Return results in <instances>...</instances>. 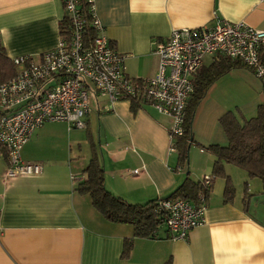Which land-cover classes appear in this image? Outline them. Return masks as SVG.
I'll use <instances>...</instances> for the list:
<instances>
[{"label": "crops", "instance_id": "1", "mask_svg": "<svg viewBox=\"0 0 264 264\" xmlns=\"http://www.w3.org/2000/svg\"><path fill=\"white\" fill-rule=\"evenodd\" d=\"M94 14L111 47L123 57L129 79L157 73L154 41L173 30L242 22L264 32V0H92ZM66 19L62 0H0V43L11 60H34L54 49ZM264 56V43L259 49ZM217 58H205L193 81L202 80ZM84 129L46 123L22 147L23 162L38 165L32 177L5 179L0 153V264H264V194L258 179L231 165L225 173L234 198L225 203L224 180L213 179L204 200V224L184 240L163 226L155 238H136L133 227L107 221L90 198L74 190L92 157L103 168L104 186L129 204L167 198L188 177L211 175L214 157L206 147L225 146L219 119L233 112L244 119L264 105V87L237 66L209 85L195 108L187 162L169 152L172 121L145 102L121 98L110 107L91 96ZM135 105V107H134ZM137 170V173L133 171ZM131 239L128 255H122Z\"/></svg>", "mask_w": 264, "mask_h": 264}, {"label": "built area", "instance_id": "2", "mask_svg": "<svg viewBox=\"0 0 264 264\" xmlns=\"http://www.w3.org/2000/svg\"><path fill=\"white\" fill-rule=\"evenodd\" d=\"M86 1L94 32L91 43L85 42L86 20L79 1L62 0L70 23L67 35L59 33L56 47L37 61L13 59L17 74L0 85V153L5 158L7 180L39 175L38 165L22 161V147L46 123H64L68 130L84 129L92 95L106 98L110 107L121 98L151 105L171 119L169 140L173 141L184 134L185 104L193 91V77L205 58L237 61L264 82L259 53L264 32L242 22L224 21L211 28L173 30L165 41H154L156 75L147 80L129 79L122 55L111 47L96 19L92 0ZM169 152H174L171 145ZM203 182L209 185L210 177H204ZM158 204L165 214L163 226L173 240L186 239L191 230L204 224L202 196L196 204L184 199Z\"/></svg>", "mask_w": 264, "mask_h": 264}, {"label": "trees", "instance_id": "3", "mask_svg": "<svg viewBox=\"0 0 264 264\" xmlns=\"http://www.w3.org/2000/svg\"><path fill=\"white\" fill-rule=\"evenodd\" d=\"M78 1L79 9L86 20L85 42L91 43L94 32L90 27L89 5L86 0ZM69 24L67 19L60 23L59 33L61 35H67ZM217 60L214 65L206 70L202 80L196 79L192 82L193 91L189 95L184 109V134L175 138V143L172 145L179 166H183L187 162L188 150L193 142L191 123L197 104L203 98L210 84L229 70L242 66L239 62L228 58L218 57ZM260 60L264 65V56L260 55ZM16 74L17 68L12 60L7 57L0 43V85L14 78ZM262 87H264V82H262ZM132 102L136 104L140 101L133 99ZM136 105L139 106L138 103ZM219 123L226 135L227 144L225 146L209 145L206 147V150L214 157L209 185H205L203 181L194 182L187 177L167 198L145 204H129L106 190L101 161L95 154L92 145V157L83 170L82 178L77 179L74 190L81 195L88 196L92 207L107 221L132 226L133 235L136 238H155L157 232L163 227L165 214L159 208V201L184 199L196 204L200 200V196L204 200L207 198L213 179L221 178L224 180V202H232L234 187L225 173L226 165L244 171L249 179H258L262 184V194H264V105H261L256 115L250 119H244L233 112H226L220 117ZM131 241L129 239L125 242L122 255H128L131 249ZM165 264H170V261Z\"/></svg>", "mask_w": 264, "mask_h": 264}, {"label": "rangeland", "instance_id": "4", "mask_svg": "<svg viewBox=\"0 0 264 264\" xmlns=\"http://www.w3.org/2000/svg\"><path fill=\"white\" fill-rule=\"evenodd\" d=\"M37 59H35V61H37L39 59V57H36Z\"/></svg>", "mask_w": 264, "mask_h": 264}]
</instances>
